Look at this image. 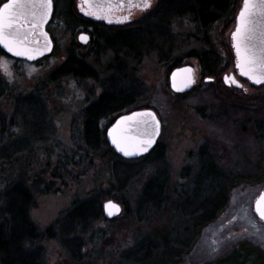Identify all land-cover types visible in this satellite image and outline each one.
<instances>
[{
	"label": "rangeland",
	"instance_id": "obj_1",
	"mask_svg": "<svg viewBox=\"0 0 264 264\" xmlns=\"http://www.w3.org/2000/svg\"><path fill=\"white\" fill-rule=\"evenodd\" d=\"M5 1L0 0V5ZM69 1L55 0L47 28L54 42L50 56L30 64L0 53V75L8 88L0 98V150L13 145L20 149L10 160H0V222L4 191L22 182L32 197L30 221L40 233L52 227L73 203L95 194L102 197V205L113 201L122 208L114 221L95 222L78 235L82 247L77 250V261L60 247L57 235L46 236L42 242L45 264H123L125 254H135L149 240L158 246L164 240L184 243L192 233L194 240L178 264H264V257L258 256H264V223L252 210L264 190V86L253 87L240 79L239 89L223 85V77L233 72L230 34L241 0L203 35L196 23L175 11L183 4L187 9L190 2L153 1L149 15L166 1L172 3L164 48V54L168 49L169 53L164 60L156 56L141 59L134 68L136 79L147 89L139 105L156 111L161 121L158 144L168 166V181L165 206L145 217L137 210L149 171L118 190L108 157L83 161L80 153L85 150L80 140L82 110L100 95L99 83L72 78L48 81L69 56L84 61L99 80L111 74L112 55L103 46L102 26L89 28ZM86 29L97 41L93 49L77 47V37L88 33ZM208 50L215 54L213 74H204L208 64L199 63V56ZM176 63L195 67L196 84L182 98L169 91V68ZM207 79L213 81L206 83ZM35 92L45 101V116L28 114L25 121L31 136H27L19 129L23 121L16 116L14 100ZM107 125V120L100 122L101 129ZM42 138H46L44 143H39ZM4 154L0 152V157ZM146 257V252L135 256Z\"/></svg>",
	"mask_w": 264,
	"mask_h": 264
},
{
	"label": "trees",
	"instance_id": "obj_2",
	"mask_svg": "<svg viewBox=\"0 0 264 264\" xmlns=\"http://www.w3.org/2000/svg\"><path fill=\"white\" fill-rule=\"evenodd\" d=\"M185 1L190 2V5L193 6L189 5L190 7L188 6L187 9H185L187 5L184 7V4L181 7L177 6L175 8L176 13H183L184 15H182L188 18L190 23H196L198 28H201L200 33L203 35L207 34L208 28L213 23L228 14L229 9L230 11L234 10L240 0ZM165 3L166 5L162 4L163 6L161 5L158 11L147 16L141 22L119 29L104 28L100 30L105 32L101 38L103 46L112 55V64L109 67L111 74L108 77L99 80V77L89 69L84 61L69 56L66 62L48 78L49 83L66 78H72L76 81L92 79L99 83V87L102 89L100 95L82 110L80 140L85 150H81L80 153L84 156L83 161L95 157H108L113 181L118 190H123L132 178L145 171L151 173L140 195L137 210L140 217L158 213L165 206L168 166L163 152L157 144L148 156L135 161H125L109 148L105 140L106 129L100 128V122L107 120V126H109L122 114L148 108L139 105V102L147 97V89L142 82L136 79L135 66L141 62V59L147 57L156 56L160 60H164L165 55L169 53L168 49L167 53L164 54V48L167 44L169 32L167 28H169L172 16L168 7L172 3L170 1ZM154 39H158L159 43H156ZM95 45H97L96 40H94V44H90V47ZM77 47L80 46L77 45ZM205 52L199 56V63L200 65L208 64L203 68L204 74H213L216 65L215 56L213 57L215 54L209 50ZM179 66L181 65L173 64L169 71ZM5 88L7 85L2 81L0 75V98L7 92ZM35 93L17 96L14 100L16 116L23 121L19 129L22 128L27 136H31L25 121L28 114L45 116V101L41 99L40 95H37L38 92ZM177 97L182 98L184 96ZM45 139H39L38 142L44 143ZM14 148L16 147L13 145L12 149H1L0 152H5V154L0 157V160H10L14 152L20 153L19 148ZM64 160L65 158H62L63 162ZM151 195L154 197L150 198ZM31 207L30 191L22 182H14L4 191L2 220L0 222V264H45V251L42 242L46 236L52 239L53 235H57L56 241L65 250L67 256L77 261L79 257L77 250L82 247L78 235L86 232L89 225L98 221H105L102 214V197L96 194L86 200L73 203L72 207L44 233L38 232L37 227L30 221L29 211ZM140 217L138 219L141 220ZM112 221L114 220L110 222ZM193 234L188 236L190 240H194ZM190 240L183 243L180 239H176L171 244L164 240L159 246L153 240H149L145 244H141L139 250L134 252L135 254H125L123 264H178L183 257L182 255L186 254L189 249ZM140 252H146L147 257L136 259V254ZM216 264L224 263L220 261Z\"/></svg>",
	"mask_w": 264,
	"mask_h": 264
},
{
	"label": "water",
	"instance_id": "obj_3",
	"mask_svg": "<svg viewBox=\"0 0 264 264\" xmlns=\"http://www.w3.org/2000/svg\"><path fill=\"white\" fill-rule=\"evenodd\" d=\"M117 1V2H116ZM13 0H8L6 3H11ZM17 5H22V7L16 8V17L13 20V27L11 29L2 28L4 14L0 12V40H3L5 37L11 39L17 31L21 34H27L28 39L24 42L23 47L28 49L31 59L27 55L17 56L15 51H8L4 46V43L0 42V49L7 53L8 55L13 56L18 60H25L29 63L36 62L37 60L48 55L52 50V42L48 33L46 32V26L51 20L53 14V2L51 0L50 7L47 9H42L40 6L45 2V0H15ZM85 7L90 11L96 13L97 17L95 21H103L106 25H115V21L105 17L102 11H108L113 5L118 7L127 8L137 3V0H83ZM250 5L252 6L249 10V15L246 17V20L249 21L247 24L246 36L250 37V40L246 41L250 48V54H254L257 59V64L255 66V71L250 72L249 76L242 75L240 69L236 67L238 57L236 53V41L233 40V33L236 31L237 26L240 23V12L244 8V0H242L241 8L236 16L235 28L231 34V43L233 48V53L235 56V69L237 70L238 75L244 80L248 81L253 86L264 85V0H249ZM0 6V10L3 9V6ZM35 25V27H33ZM86 37V40H82L81 37ZM77 41L80 45L86 46L90 37L88 34L82 33L78 36ZM13 47L17 45L13 44ZM191 70V71H187ZM226 77L234 79V76H225L223 83L226 87L231 85L238 87V84L232 83L231 79L226 81ZM256 79H259L260 82L257 83ZM169 80V89L173 94L184 95L192 91L195 85L194 79V68L187 65L176 68L172 70L168 77ZM211 79H207L205 82H211ZM147 115H138L134 114H148ZM134 116L132 121L127 122L124 125H121L117 129V124L124 117ZM147 123V127L145 124ZM131 128L130 133H125L123 130ZM113 129H117L113 132V135H109ZM161 132V123L156 115V113L151 109L136 110L130 113L119 116L106 130L105 140L108 146L116 153L120 158L128 161L137 160L149 155L155 148L158 138ZM113 136L119 141L122 148L127 152L131 153L130 155H125L116 144L113 143ZM146 140H151V145L143 143ZM147 147V151L142 149ZM111 202L115 205V208H106L105 206ZM118 209V211H117ZM253 214L260 222L264 223V216L261 213H264V190H262L259 195L255 198L253 202ZM109 212L112 215H109ZM121 213V207L113 202L108 201L103 204V216L106 220H113L117 218Z\"/></svg>",
	"mask_w": 264,
	"mask_h": 264
},
{
	"label": "snow or ice",
	"instance_id": "obj_4",
	"mask_svg": "<svg viewBox=\"0 0 264 264\" xmlns=\"http://www.w3.org/2000/svg\"><path fill=\"white\" fill-rule=\"evenodd\" d=\"M131 2V0H130ZM51 0H45L43 4H41L42 9H47L50 7ZM134 7H139L142 10L148 9L151 7V0H141L140 4L132 5ZM22 7V5H17L15 0L11 3L4 4L3 9L0 10L4 14L3 17V24L2 28L4 29H11L13 27V20L16 17V12L14 11L16 8ZM252 6L249 3V0H244V8L240 12V23L236 28V31L232 34L233 40L236 41L235 47H236V53L238 57L237 65L236 67L240 69V72L242 75L249 76L250 72L255 71V66L257 64V59L254 56V54H250V48L249 45L246 43V41L250 40V37L246 36L245 33L247 31V24L249 23L248 20H246V17L249 15V10ZM83 10V9H82ZM35 27V25H33ZM28 39L27 34H21L17 31V33L9 39V37H5L3 40H0V42L4 43V46L8 49V51L12 52L15 51V55L22 56L27 55L29 59L32 58L30 55V52L28 49L24 48V42ZM82 40H86V37H81ZM13 44L17 45V47H13ZM191 71V70H187ZM226 81H228L229 77L225 78ZM232 83H236L235 79H231ZM256 82L259 83L260 80L256 79ZM138 115H147L150 116L151 114H134V116ZM134 116H128L122 118L121 121L117 124V129L121 127V125L126 124L129 121H132L134 119ZM147 127V123L145 124ZM117 129H113L112 132L109 133V135H113V132H115ZM126 134L130 133L132 131L131 128H127L123 130ZM113 143L117 145L118 148H120L121 151L124 152L125 155H130L131 153L127 152L124 148L121 147L119 141L116 139L115 136H113ZM143 143L147 144L148 146L151 145V140H146ZM143 151H147V147L142 149ZM106 208H115L116 206L113 205L111 202L105 206ZM118 211V209H117ZM109 215H112L111 212H109ZM262 216H264V213H261Z\"/></svg>",
	"mask_w": 264,
	"mask_h": 264
},
{
	"label": "flooded vegetation",
	"instance_id": "obj_5",
	"mask_svg": "<svg viewBox=\"0 0 264 264\" xmlns=\"http://www.w3.org/2000/svg\"><path fill=\"white\" fill-rule=\"evenodd\" d=\"M153 1L154 0H151V7L148 9H144V10H142L139 7H134V6L123 8L122 5H121V7L113 5L110 9H108V11H102L103 15H105V17H109L110 19L115 21V26H106L103 23L95 21V19L97 17L96 13L90 12L89 10H86L84 8L85 5H84L83 0H71L69 2L71 3V5H74L76 7V11H77L76 15L80 19L87 21L89 28H93V29L97 28L98 29L99 26H102V29H104V28L119 29V28L124 27V26H122V24L127 23V22L131 23L133 21V19H136V18H143L144 19L147 16H149V14H150L149 12H151V9L155 6V3ZM72 2H73V4H72ZM70 3L68 5H70ZM140 3H141V0H137V3H134V5L140 4ZM85 31L88 32L87 34H89V36L91 38L90 42L92 44H94L93 34L91 32L89 33L88 29H86ZM93 48H94V46L90 47V49H93ZM233 74H235V73H233Z\"/></svg>",
	"mask_w": 264,
	"mask_h": 264
}]
</instances>
